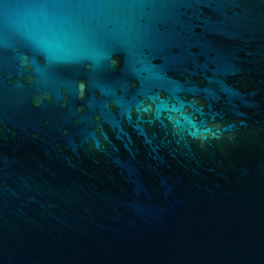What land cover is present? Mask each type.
<instances>
[{"label":"water","instance_id":"1","mask_svg":"<svg viewBox=\"0 0 264 264\" xmlns=\"http://www.w3.org/2000/svg\"><path fill=\"white\" fill-rule=\"evenodd\" d=\"M0 264H264V0H0Z\"/></svg>","mask_w":264,"mask_h":264}]
</instances>
